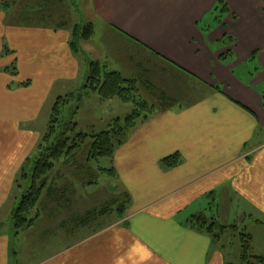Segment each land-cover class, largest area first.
I'll return each mask as SVG.
<instances>
[{
  "label": "crops",
  "instance_id": "0c3cea01",
  "mask_svg": "<svg viewBox=\"0 0 264 264\" xmlns=\"http://www.w3.org/2000/svg\"><path fill=\"white\" fill-rule=\"evenodd\" d=\"M220 1L228 5L225 17L215 11ZM90 2L105 44L85 49L87 56L73 51L66 29L3 32L0 9V210L15 192L23 146L32 138L22 124L56 87H72L64 97L78 93L89 62H99L171 104L116 149L113 168L130 198L125 215L39 264H231L221 246L227 231L251 234L253 244L264 235V0ZM225 36L235 44L226 60ZM5 38L12 49H3ZM14 62L28 86L13 87L18 80L6 69ZM98 98L104 112L107 103ZM174 156L179 165L167 167L164 160ZM194 216L226 232L215 239L191 225ZM7 244L0 236V264H10Z\"/></svg>",
  "mask_w": 264,
  "mask_h": 264
},
{
  "label": "rangeland",
  "instance_id": "374dc122",
  "mask_svg": "<svg viewBox=\"0 0 264 264\" xmlns=\"http://www.w3.org/2000/svg\"><path fill=\"white\" fill-rule=\"evenodd\" d=\"M222 5L219 7L218 2V10H220V15L223 14L225 17V14H230V12L226 2L222 1ZM0 9L5 14L2 23L4 28H1L3 32L11 31V33H19L11 28L24 29L25 27H37L36 25H42L53 30L59 27L60 30L66 29L70 31L72 41L73 31L76 26H80L82 30H85V28L91 25L93 31L88 39L81 38L77 42L78 51L81 55H86L85 49H91L95 43L100 44L104 39L97 23L93 19L94 10L90 0H2ZM211 21L219 20L212 18ZM95 24L96 33H94ZM210 24L211 22H209ZM221 41L226 52L220 59L226 60L232 56L235 44H233L234 41L228 36H225ZM4 42L5 47L3 49H12L7 38L4 39ZM103 43L105 44V39ZM256 55L257 52L252 55L251 59L256 58ZM3 56H8V54L6 53ZM96 64H99V62H96ZM12 65L8 73L11 75L14 74L18 80L17 83L13 84V87L16 88L20 84L26 83V81L22 77L24 71L22 73L19 64L14 62ZM103 71L102 69V76ZM106 72L110 73L108 71ZM73 85L77 84L75 83ZM79 86L83 88V83ZM68 88L72 87L69 84L56 87L54 90L55 93L44 103L40 112L38 114L36 113L30 121L22 124V129L32 134L31 140L23 146V154L28 158L26 157L19 169V176L15 183V192L7 198L0 210V236L5 237L8 242L7 247L10 254V264H39L43 259L61 250L63 246L77 241L86 234L95 232L102 226L116 222L121 216L125 215L126 211V208H124V212L119 213V206L126 205L127 207L130 202H128L129 196L123 192L117 176L103 175L98 171L101 168H113V160L107 158L101 159L99 162L88 160L91 140H87L78 152L77 159L73 162H76V165H69L65 163V160H61L49 176L52 184H48L51 186L56 185L64 190L66 193L65 198L54 202V200L49 198L47 193L48 189H46L38 203L37 209L32 211L28 217L29 219H36L33 226L19 232L13 228L11 221L12 213L18 207L23 192L31 186L30 178H24L23 173H30L32 170L33 161L39 155V146L48 133L54 106L57 99L60 98L58 96H66L64 92L66 93L69 90ZM82 88L78 93L74 94L76 95V102L81 105V115L76 117L77 123L82 121L80 125L78 124L77 134L84 133L88 136H94L101 132L109 131L117 116L121 117L119 118L121 119L119 125L125 127L124 121L134 112L136 105L124 103L119 99H112L117 104H110L109 106L108 102L112 100L104 101V103H107L103 106L106 109L104 112L99 113V94L97 90L88 89L85 92ZM136 88L138 89V93L134 94L135 99L148 103L147 105L152 108V115L157 110L163 108L162 101L158 96L159 94L152 88H148L146 85H137ZM81 96H84V100L80 98ZM71 104L73 105L74 102ZM109 107H112V111H109ZM70 109L69 106L66 107L63 110L64 115ZM95 109H99L98 112ZM128 134L129 132H125L124 134L120 133L117 139L125 141ZM90 174L95 175V184L87 185L86 181H90ZM91 211L95 212L91 215L92 218L88 220V223L83 224L82 220L88 218L89 212ZM62 223H67V226L63 229L60 228ZM239 232L238 230L236 232L229 230L222 238L221 246H226L224 252L227 256V262H231V264L240 260L242 252L240 237L242 238V236L240 234V237L238 236ZM247 235L251 236V234ZM251 253L255 257L264 258V235H260L254 244L251 243Z\"/></svg>",
  "mask_w": 264,
  "mask_h": 264
},
{
  "label": "trees",
  "instance_id": "16d2710c",
  "mask_svg": "<svg viewBox=\"0 0 264 264\" xmlns=\"http://www.w3.org/2000/svg\"><path fill=\"white\" fill-rule=\"evenodd\" d=\"M223 6L222 1L219 2V7ZM218 10L216 7L215 11ZM31 22V21H30ZM59 29V27H57ZM56 28V29H57ZM93 31V27L89 25L85 30L80 26H76L73 31V40L71 41V48L76 54H79L77 42L82 38H87ZM9 71V69H6ZM99 64L90 63V74L82 90L88 89L97 90L102 101L112 99H119L124 103H132L136 105V109L125 119V127L120 126L121 119L117 118L113 122V126L109 131L101 132L94 136H88L84 133L77 134L78 124L76 117L79 110V103L76 102V95L72 94L67 97H60L57 99L53 109L52 119L50 121L48 133L44 137L42 144L39 146V155L33 161V168L30 173H23L24 178H30L31 186L23 192V196L19 202L18 207L13 211L11 221L13 228L19 232L23 229L32 227L35 223L34 219H29L32 211L37 209L38 203L44 195L46 189L51 200L58 201L65 198V191L56 185H50V174L54 171L57 163L65 160L69 165H76L74 162L77 159L78 152L85 145L87 140H91L88 160L99 162L101 159H114L116 149L123 144L124 141L117 139L118 135L125 132H131L136 126L143 121H146L153 114L152 108L146 102H140L134 97L138 93L136 88L137 83L134 80L123 78L119 73H107L103 71ZM29 82L22 83L21 86H28ZM74 102L72 105L71 103ZM170 102H165L163 107L170 105ZM71 109L64 115L66 107ZM148 113V114H147ZM63 120H65L63 122ZM72 161V162H71ZM180 159L174 156L164 160V164L169 167H176L179 165ZM78 168V167H77ZM100 174L110 175L116 177V171L111 169H99ZM95 175L90 174V181H86L87 185L95 184ZM83 183H85L83 181ZM130 198H128V202ZM126 205L119 206L118 212L123 213ZM89 212L88 218L83 219L82 223H88L92 218ZM95 219V217H93ZM194 228L206 231L215 239H219L224 232L223 227L219 226L214 220L208 219L206 216H194L189 221ZM242 252L240 255V262L242 264H264V258L255 257L251 253L252 238L250 235H241Z\"/></svg>",
  "mask_w": 264,
  "mask_h": 264
},
{
  "label": "water",
  "instance_id": "95a60500",
  "mask_svg": "<svg viewBox=\"0 0 264 264\" xmlns=\"http://www.w3.org/2000/svg\"><path fill=\"white\" fill-rule=\"evenodd\" d=\"M80 98L82 99V96H81ZM81 99H80V100H81Z\"/></svg>",
  "mask_w": 264,
  "mask_h": 264
}]
</instances>
